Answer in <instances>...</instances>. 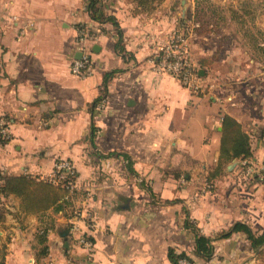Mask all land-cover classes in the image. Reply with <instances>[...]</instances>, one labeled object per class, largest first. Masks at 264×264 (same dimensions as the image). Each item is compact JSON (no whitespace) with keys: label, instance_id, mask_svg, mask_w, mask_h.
I'll use <instances>...</instances> for the list:
<instances>
[{"label":"crops","instance_id":"obj_1","mask_svg":"<svg viewBox=\"0 0 264 264\" xmlns=\"http://www.w3.org/2000/svg\"><path fill=\"white\" fill-rule=\"evenodd\" d=\"M253 2L254 11L262 0ZM88 3L0 0V118L10 132L0 143L1 178L47 179L57 160L69 159L78 186L67 209L48 214L49 226L22 216L31 221L23 229L7 218L5 264H174L170 250L193 264H262V249L245 233L217 235L236 222L264 228V174L247 176L241 164L264 163V16L247 18L245 0H237L245 29L219 32L195 0H164L151 10L138 0H101L100 20ZM206 18L213 30L204 31ZM185 21L201 24L189 44L205 92L155 64ZM81 29L90 33L83 44ZM82 47L96 63L86 78L71 72ZM225 116L248 135L250 158L221 160ZM187 220L214 239L211 259L196 255ZM43 231L44 256L36 238Z\"/></svg>","mask_w":264,"mask_h":264},{"label":"trees","instance_id":"obj_2","mask_svg":"<svg viewBox=\"0 0 264 264\" xmlns=\"http://www.w3.org/2000/svg\"><path fill=\"white\" fill-rule=\"evenodd\" d=\"M101 0H89L88 11L93 19L100 20L99 16V2ZM139 4L151 10L155 4L164 0H138ZM119 40L116 44L118 52L125 51L122 45V34L119 33ZM110 76L106 75L105 82L107 83ZM5 142V141H2ZM251 147L250 140L247 134L242 130L241 125L232 117L225 116L223 120V138L221 148V160L232 161L237 158H250ZM3 183L0 188V206L3 205V200L10 196H15L21 200V205L25 212L45 213L52 211L54 214L64 211L71 205L69 200V191L63 186H57L45 179H39L29 174L20 176H5L2 178ZM2 208H0L1 211ZM50 217V216H48ZM5 219L3 214H0V221ZM40 220L42 218H39ZM50 221V219H49ZM186 225L196 231V247L195 253L197 256L203 257L207 260L211 259L214 254L215 247L213 245V238L206 237L199 233V229L192 225L187 220ZM47 230V229H46ZM243 232L251 241L255 250L263 249L264 247V228L261 230H254L249 224L243 222H236L230 229L223 231L217 235L218 239H226L232 236L233 233ZM46 231L39 232L36 236L39 244L42 245L39 254H47V238ZM262 252V250H261ZM260 252V253H261ZM0 264H5V252L2 254ZM170 257L174 264H177L178 259L182 257H188L192 259L186 253L177 254L174 250H170Z\"/></svg>","mask_w":264,"mask_h":264},{"label":"built area","instance_id":"obj_3","mask_svg":"<svg viewBox=\"0 0 264 264\" xmlns=\"http://www.w3.org/2000/svg\"><path fill=\"white\" fill-rule=\"evenodd\" d=\"M200 27V22H194L190 25L189 21H185L180 28L171 31L166 42L160 45L157 61H155L159 72L173 75L180 80L183 86L194 92H205L206 90L201 84L199 70L193 61L189 44V37L192 35L193 30ZM89 36L90 33L88 30L81 29L79 31V42L83 44ZM80 51L82 52V56L72 61L71 72L73 75L82 78L90 77L95 73V59L87 47H82ZM9 137L10 132L7 120L0 118V143L9 139ZM241 164L246 168L245 172L247 176L254 175L256 173L255 171L264 174V163L256 166V164L248 160H243ZM76 176L77 173L74 163L69 159H60L55 162L51 175L45 180L54 185L63 186L69 191V194H74L78 188ZM2 183L3 179L0 175V188ZM75 215L81 216V214ZM71 230L74 233L78 232L80 226L74 223ZM78 242L89 252L93 251L94 244L88 235H81L78 238ZM177 264H193V262L188 257H182L178 259Z\"/></svg>","mask_w":264,"mask_h":264},{"label":"rangeland","instance_id":"obj_4","mask_svg":"<svg viewBox=\"0 0 264 264\" xmlns=\"http://www.w3.org/2000/svg\"><path fill=\"white\" fill-rule=\"evenodd\" d=\"M237 0H235L236 2ZM196 4H199L201 7L202 12H205L206 10L210 13V15L214 16L217 20L218 25H216L213 29H216L217 31L221 32L223 29L232 28V29H245L244 25L242 26V13H236L232 6H237V3L231 1V0H195ZM224 2V3H223ZM245 3L247 4L248 8L245 9L247 18L252 19L253 17H263L264 16V0L261 2V6L259 8L255 7V10L253 11L254 2L253 0H245ZM254 3V4H253ZM231 7V8H230ZM189 14V13H188ZM202 14V13H201ZM192 15V14H191ZM256 15V16H255ZM205 16H201L200 18L205 19ZM229 18V19H228ZM211 19V18H210ZM228 20H232L231 23H234L236 27H232L230 22ZM212 21V20H211ZM206 18L205 26L208 28H204V31L213 30L212 27H209V23L211 22ZM200 29V28H197ZM249 30L253 33V28L251 29L249 27ZM3 205L0 206L1 211L0 214H3L5 219L3 221H0V263L2 259H4V256L2 255L3 252L5 254L7 253L8 246L11 236L7 233L9 232L8 229L13 225V223L6 224L7 218L14 220L13 222H16L20 225L21 228L26 229V225H29L31 221L26 219H21L22 216H35L37 218H42L39 220V223L41 221L40 227L44 228L46 226L50 225L48 214H52L51 211L45 213L46 215H41L43 213H34V212H25L24 208L21 205V200L17 197H8L3 200ZM75 213L77 212V209L75 210ZM8 219V221H9ZM3 232V233H2ZM40 249V247H39ZM262 256V264H264V247L261 252Z\"/></svg>","mask_w":264,"mask_h":264},{"label":"water","instance_id":"obj_5","mask_svg":"<svg viewBox=\"0 0 264 264\" xmlns=\"http://www.w3.org/2000/svg\"><path fill=\"white\" fill-rule=\"evenodd\" d=\"M79 56H80V55H79ZM79 56H78V57H79ZM67 235H68V229H66V230L61 234V236L64 237V238H65Z\"/></svg>","mask_w":264,"mask_h":264}]
</instances>
